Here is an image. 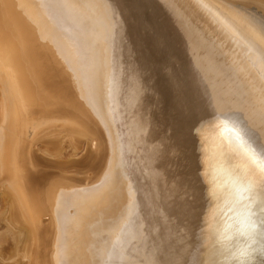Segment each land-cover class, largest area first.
I'll use <instances>...</instances> for the list:
<instances>
[{
  "label": "bare ground",
  "instance_id": "bare-ground-1",
  "mask_svg": "<svg viewBox=\"0 0 264 264\" xmlns=\"http://www.w3.org/2000/svg\"><path fill=\"white\" fill-rule=\"evenodd\" d=\"M20 4L23 7L16 11L14 6ZM107 4V24L97 25L90 14L71 6L67 0H0V38L3 45L9 42L5 43L4 49L9 47L12 54L3 50V46L0 50L17 59L12 65L11 56H7L11 64L5 53L4 57L0 56V63L6 57L5 69L10 74L7 76L4 71L7 77L4 78L0 69L3 81H0L3 85L0 88L4 94L0 108V175L7 177L8 184L4 189L12 200V212L16 209L8 226L10 238L23 240L26 244L18 260L6 256L5 261L16 260L19 264H164L165 258H170L166 256L170 255V243L178 238L176 244L191 233L188 231L191 224L178 230L169 222L175 212L169 209L168 202L176 194L183 198L192 194L188 186L181 188V181L190 185L185 174L192 170V163L185 159L186 155L183 159V153L176 169L166 166L171 160L164 151V142H168L164 138V115L159 106L152 103L147 75L130 61L120 62L121 54L129 53L130 36L127 38L124 34L120 18L116 19ZM180 10L181 18L184 17L182 22L193 31L190 40L194 49L198 47L204 52L200 59L196 57V63L204 68L199 79L215 78L216 63L225 62L217 55L223 51V55L243 57V63L247 65L243 74L246 81L255 79L248 77V72H252L257 76L255 80L264 85V33L261 27H251L224 10L218 14L225 23L216 21L214 24L208 17L213 27L204 17L192 14L190 9ZM188 17L201 24L205 21L213 27V33L200 30L202 27L190 19L186 22ZM19 37L21 44V40L17 44ZM10 43L16 44L11 46ZM99 45L101 49L98 50ZM76 48L84 54L86 74L80 67L81 55ZM58 55L62 60H58ZM214 55L216 59L209 64V58ZM251 56L255 57L253 62L257 66L250 64ZM234 65L232 63L231 67L237 70ZM170 70L171 84L184 86L180 70L175 67ZM16 82L17 86H12ZM190 92L188 87L187 97L191 104H198L195 94ZM214 95L216 99L219 94L215 92ZM128 106L137 112L136 127L145 134L144 144L139 147L136 138L142 132L131 129L129 124H122L125 132H120L118 127L114 141L112 138L116 125L113 116H121L124 107L128 110ZM58 127L77 132L76 135L81 133L89 139L97 136V130L106 132L104 151L101 148V153L93 156L94 171L98 172L106 163L100 174L101 180L82 187L75 182L62 186L59 179L65 175L52 179L60 174L59 171L56 173L53 169V174L49 171L51 176H47L42 169L41 172L32 169L36 166L32 145L58 137L55 136ZM199 137L200 141L204 140L203 132ZM46 150H43L45 154L56 158L63 153L53 148L50 152ZM200 151L203 153L204 149ZM221 157L226 158L225 155ZM214 161L225 164L222 159ZM208 172L204 166L202 175L211 193L209 203L213 199V187ZM215 173L216 177L211 179L218 182L217 188L227 192L224 173L216 170L211 176ZM4 196L6 210L11 200ZM215 214L218 213L214 212L211 217L206 215L199 228V250H203L204 264H220L214 254L219 251L216 248L219 244L214 241L220 240L223 244L222 234L229 229L222 215L217 217ZM246 214L241 213L242 221ZM263 223L259 233L261 240Z\"/></svg>",
  "mask_w": 264,
  "mask_h": 264
},
{
  "label": "water",
  "instance_id": "water-1",
  "mask_svg": "<svg viewBox=\"0 0 264 264\" xmlns=\"http://www.w3.org/2000/svg\"><path fill=\"white\" fill-rule=\"evenodd\" d=\"M103 1L98 3L97 0H67L71 6H77L90 14L97 25L107 24L108 16L105 9L107 3L116 19L120 18L124 34H127V38L130 36L129 53L121 54L120 62L123 61L125 64L130 61L141 73L147 75L149 79L147 89L149 94L152 91V103L158 105L159 111L162 112V116L164 115L166 137L163 136L168 142H164L163 150L171 160L166 166L171 170L176 169L183 153V159L186 155L185 159L192 163V170L185 174L191 186L181 181V188L188 186L193 191L192 194L186 198L176 194L168 202L169 209L175 212L169 222L178 230L186 224H191V229L188 230H191V233L176 244L178 238L170 243L168 246L170 255H166L170 258L166 257L164 264H195L194 262L198 260L197 264H204L203 250H199L201 244L199 228L206 215L211 217L214 212L218 213L215 214L217 217L222 215V220L231 229L223 232V244L220 240L214 241L215 244H219L216 247L219 251L214 253L217 261L220 264H264V231L263 240L259 238L260 225L264 222V85L255 80L257 76L255 73L252 75V72H248L250 75L248 77L255 79L246 81L243 74L247 70V65L246 62L243 63V57L223 55V51L221 54L216 53L225 62L216 63L215 78L208 76L206 80L199 79L198 76L204 68L196 63V57L200 59L199 56L204 52L202 53L198 47L194 49V43L190 40L193 31L187 29L184 21L182 22L184 17L181 18L180 9L185 7L190 9L192 14L204 17L213 27L215 26L209 18L214 24L216 21L226 22L218 14L221 10L229 11L251 27L258 29L261 27L263 33L264 20L253 16L244 6L232 0ZM188 19L200 25L202 27L200 30L213 33V27L205 24V21L201 24L190 17L185 21L188 22ZM94 26L97 30L95 24ZM195 45L198 46L197 43ZM99 47L98 50L101 49ZM75 51L81 55L80 67L85 71L84 54L78 48ZM57 57L58 60H62L61 55ZM253 58L255 57L251 56L249 62L252 66H257ZM209 59L208 63L211 64L216 55ZM232 63L233 65L236 63L234 66L237 70L231 67ZM170 67L180 70L185 89L184 86L176 87L171 84L173 75ZM259 75H262L260 71ZM123 79L126 80L125 77ZM188 87L192 90L190 94H195L198 104H191V99H188ZM215 92L219 94L216 99ZM157 100H160L162 105ZM129 107L128 110L124 107L121 116H113L117 126L115 125L111 134L114 141V132L118 131V127L120 132H125L122 124L124 123V126L129 124L131 129H136L138 133L142 132L136 138L139 147L144 144L142 141L145 134L137 129V112L134 113ZM97 131V136H93L96 142L94 150L96 156L101 153V148L104 151L107 136L105 131H101V134L99 130ZM202 132L204 140L200 141L199 134ZM108 149L110 150V144ZM200 149H204L203 153ZM222 155L226 158L223 159ZM217 159H222L225 164L222 165L221 161L215 163L214 160ZM228 161L232 162V165ZM104 163L100 172L89 166L84 167L80 170L79 177L75 174L79 172L76 168L67 166L62 174H57L52 179L57 180L56 178L66 174L59 179L62 186L68 182H75L79 187L92 185V182L95 184L101 180L100 174L106 167ZM204 166L209 170L213 187V199L209 203L211 193L208 182L205 184L202 175ZM181 169L183 171V166ZM216 170L224 173L223 182L227 192L217 188L218 182L211 179L216 177V173L215 176H211ZM242 212L247 213L244 221L241 220Z\"/></svg>",
  "mask_w": 264,
  "mask_h": 264
},
{
  "label": "rangeland",
  "instance_id": "rangeland-1",
  "mask_svg": "<svg viewBox=\"0 0 264 264\" xmlns=\"http://www.w3.org/2000/svg\"><path fill=\"white\" fill-rule=\"evenodd\" d=\"M232 1H234L236 4H240V5L244 6V8L249 13H252L253 16L258 17L261 20H264V0H248V1L247 0H232ZM22 7L23 6H21V4H20V5H18V7L14 6V9L16 11H19V9H21ZM1 38H0V40H1ZM16 40L18 41V42L16 41L17 44L19 43V40H21L20 44L23 43L22 39L20 37ZM2 41L3 40L0 41V48L3 46L2 48H3V50H5L4 45H6L9 42L7 41V43L5 42L6 44L4 43V45H3ZM9 41L11 42V39ZM12 42H13V40H12ZM24 43H26V42H24ZM10 44L12 46L14 43L13 44L10 43ZM5 47H7V45ZM10 48H12V47H10ZM7 49H9V47L6 48L5 51L9 52L8 54H12L11 50L10 49L7 50ZM3 50L2 51L0 50L1 51V55H0L1 57H4L3 53H5V51L3 52ZM7 52L5 53V56L6 57L11 56V55H8ZM6 57H5V60H6ZM11 57H9V58L12 59L13 62L11 60H9L8 57H7V61L9 60L8 63L11 61L12 65H13V64H15L17 59L13 58V56H11ZM2 59H4V58H2ZM14 59H16V61H14ZM18 59L20 60L21 58H18ZM5 60H2V63H0V67H1L0 69H2V72L4 75L7 72L5 69L6 65L4 64V63H7V62H4ZM11 63H9V64H11ZM4 71H5V73H4ZM2 72H0V76H1ZM7 73H8L7 76H9L10 75L9 72H7ZM4 78H7L6 75L4 76ZM0 81H1V83H3L2 79H0ZM1 83H0V87L2 88L3 85H1ZM14 83L12 84V86H17L18 83L16 82V85ZM1 88H0V90L2 91ZM1 91H0V95H2V98H0V100H1L0 101V108L2 107L1 102L3 103L2 99L4 100V94H3V91L2 92ZM0 112H1V109H0ZM59 125H61V123ZM58 130L59 131H56L55 136H58V137L60 136L59 138L56 137L52 141L38 142L36 145L34 144L35 145L34 147L32 145V147H31L33 149V151L31 150L32 154L34 156H36V159H35L36 166L33 165L32 169L35 168V170H37V171L40 170L39 172H41V169H42L43 173L45 171V173H44L45 175L51 176V173L53 174L54 171H56V173H58V171H59L60 174H62L64 172V170L66 169L65 167L69 166V167H74V168H76V170L79 171V172L75 173L76 176L79 177L80 173H81L80 170H82L86 166H89L91 168L93 166V158H94L93 156L95 154L94 150L96 148V142H95V140H93V138H91V139L86 138L81 133H78V135H76L77 132H70L68 129L66 130V128L60 129L58 127ZM62 132L64 134L61 135ZM77 136L79 138H77ZM83 136H84V138H83ZM71 141H73V142L71 143ZM69 144H71L72 147L69 146ZM65 147H66V149H65ZM68 147H69V149H68ZM38 148H40V150ZM47 148L50 150H46ZM52 148L54 150H57V151L62 150L63 153H61V155L57 156V158H56V157H51V156H49L43 152V150L50 152L52 150ZM59 148H61V149H59ZM39 165H41V166H39ZM31 167H32V165H31ZM52 170H53V172H52ZM49 171L51 172L50 174H48ZM1 182L2 183L4 182V184H2ZM7 184H8L7 177L0 175V194L2 195V196L0 195V264H19L16 260L12 261L11 259L16 258L18 260L19 259V253L22 251L23 247L26 246V244L23 242V240L20 242L19 239L13 240L10 238V236H12V234L10 233V229L8 228V226L11 225L10 222L13 219L12 213L16 212L15 211L16 209H14V211L12 212V208H13V204L11 203L12 200H11V198H9L10 195H8V191L6 189H4ZM2 188H3V190H2ZM4 194L6 195V197L9 200H11L10 204H8V208L10 210L7 209V205H6L7 211L5 210V204L4 203H6V202H5ZM46 218L47 217L45 216L44 219H46ZM13 230L14 231L16 230L15 226H13ZM11 249L13 251H11ZM6 256H10L11 259L5 261L4 259H6V258H4V257H6Z\"/></svg>",
  "mask_w": 264,
  "mask_h": 264
}]
</instances>
